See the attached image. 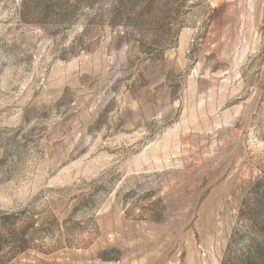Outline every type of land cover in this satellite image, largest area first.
Here are the masks:
<instances>
[{
	"label": "rangeland",
	"instance_id": "obj_1",
	"mask_svg": "<svg viewBox=\"0 0 264 264\" xmlns=\"http://www.w3.org/2000/svg\"><path fill=\"white\" fill-rule=\"evenodd\" d=\"M20 214L7 264H264V0H0Z\"/></svg>",
	"mask_w": 264,
	"mask_h": 264
},
{
	"label": "trees",
	"instance_id": "obj_2",
	"mask_svg": "<svg viewBox=\"0 0 264 264\" xmlns=\"http://www.w3.org/2000/svg\"><path fill=\"white\" fill-rule=\"evenodd\" d=\"M43 231L22 214L0 218V264H7L17 254L29 249L40 240Z\"/></svg>",
	"mask_w": 264,
	"mask_h": 264
}]
</instances>
